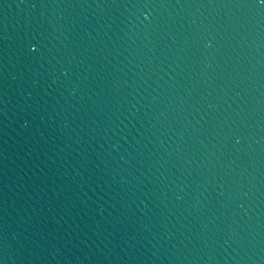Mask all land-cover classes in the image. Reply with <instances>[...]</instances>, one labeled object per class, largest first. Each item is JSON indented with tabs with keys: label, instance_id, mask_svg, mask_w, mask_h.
Here are the masks:
<instances>
[{
	"label": "water",
	"instance_id": "water-1",
	"mask_svg": "<svg viewBox=\"0 0 264 264\" xmlns=\"http://www.w3.org/2000/svg\"><path fill=\"white\" fill-rule=\"evenodd\" d=\"M0 264H264V0H0Z\"/></svg>",
	"mask_w": 264,
	"mask_h": 264
}]
</instances>
